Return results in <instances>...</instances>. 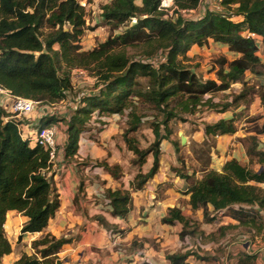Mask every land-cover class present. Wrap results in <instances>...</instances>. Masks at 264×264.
I'll use <instances>...</instances> for the list:
<instances>
[{"label":"trees","instance_id":"trees-1","mask_svg":"<svg viewBox=\"0 0 264 264\" xmlns=\"http://www.w3.org/2000/svg\"><path fill=\"white\" fill-rule=\"evenodd\" d=\"M202 1L175 0L174 14L164 16L165 11L159 9L160 0H140V4L135 0H110L103 5L101 14L109 28L120 29L119 32L94 48L83 50L80 42L87 29L85 9L77 0H0V86L14 96L47 107L68 97L72 90L68 73L73 69L87 70L95 77V89L79 93L75 107L66 115L64 157L71 159L77 154L80 136L92 119L96 117L103 122V117L124 112L129 121L123 138L138 157V164H144L147 156L152 155L150 168L136 173L130 182L131 190L103 191L112 216H126L132 207L131 192L142 189L157 173L160 143L169 139L170 134L167 130L161 134L160 126L165 130L178 112L193 114L198 107L216 108L213 96L230 90L234 83H241L242 88L233 92L232 101L222 105L224 112L254 92L244 80L246 72L264 76V63L258 54L259 42L264 48V0H214L199 17L185 18L178 14L181 9L198 8ZM210 41L225 45L235 57L231 60L221 57L215 78L202 79L185 61L189 60L187 53L192 46L203 47ZM128 47H139V57L129 55ZM155 57L161 60L154 61ZM141 79L146 80V86L141 85ZM258 89L264 106V86ZM138 103L162 114L159 121L152 123L154 140L143 149L127 138L142 120V114L137 112ZM8 116L0 106V261L13 249L4 229L9 211L27 217L19 241L25 233L43 232L59 208L49 152L23 136L18 128L20 122L5 119ZM43 118L50 120L35 129L55 126L60 117L47 111ZM235 132L234 117L220 118L204 126L205 136ZM259 132H264V127ZM243 142L246 156L257 165L256 169L231 158L220 171L204 165L200 178L195 170L189 173L183 162L171 170L186 182L188 204L192 210H203L204 222L219 214L236 220L238 227L260 233L264 231V187L261 186L264 150L258 148L256 135H248ZM171 143L177 152L178 143ZM97 165L112 176L119 172L118 165L105 161ZM98 220L108 226L104 218ZM161 223H179L181 240L187 237L216 240L213 232L206 235L200 229V222L183 214L177 206L168 208ZM230 227L233 226H221L218 230ZM66 241L43 233L32 241L34 254L22 253L14 264H53L51 255ZM190 255L199 260L208 259L193 250L177 251L166 258L171 264H187ZM255 261V254L240 253L237 264H255Z\"/></svg>","mask_w":264,"mask_h":264},{"label":"crops","instance_id":"crops-1","mask_svg":"<svg viewBox=\"0 0 264 264\" xmlns=\"http://www.w3.org/2000/svg\"><path fill=\"white\" fill-rule=\"evenodd\" d=\"M232 54L234 58L235 54ZM258 54L264 63V48L260 42ZM244 80L247 85L253 84L257 88L264 86V76L257 77L246 72ZM241 87V83H234L230 90L237 93ZM253 100L255 105L261 103L259 96H255ZM44 116L45 114H40L36 109L22 117L19 122L23 136L31 134L36 126L50 120L43 118ZM115 116L116 114L109 115L105 120L114 119ZM230 117L232 116L224 115L221 118ZM116 132V126L110 124L109 128L93 135L102 146L86 138L83 133L80 136L77 154L71 159L64 157L65 135L63 139L57 136L56 157L52 161L50 172L53 173L59 208L43 232L25 233L20 241L17 238L27 217L16 211H9L4 229L8 239L13 243V250L1 259L0 264H14L22 253L29 255L32 241L39 239L43 233H49L56 239L67 240L58 252L51 255L53 264H171L166 256L185 250H193L199 255L208 256L207 260H199L190 255L186 259L187 264H237L240 253L255 254V264H264V243H260L259 240L255 241L258 244L247 240L184 241V238L181 241L179 223L173 225L161 223V218L168 208L177 206L184 210L183 214L200 222V229L206 235L216 231L220 226L238 227V222L229 216L215 215L212 221L204 222L203 210L191 209L188 204L189 194L185 193L186 182L170 168L175 158L174 147L170 143L165 146L164 140L160 143L157 173L142 189L131 192L132 207L126 216H112L102 193L105 189L119 187H115L118 184L110 173L101 171L100 165L97 164L105 157L103 147L109 144ZM234 134L221 137L226 142L234 138ZM240 142H237L240 145L239 156L238 153L231 155L214 169L220 171L225 161L231 158L237 159L240 163L248 160ZM108 159L106 158L105 162ZM147 160L149 169L152 159ZM129 185L128 182V185L122 188L131 190ZM180 200L185 202V207L183 205L180 207ZM208 210L211 211V208ZM98 217L104 218L109 227L104 226ZM134 239L137 241H133Z\"/></svg>","mask_w":264,"mask_h":264},{"label":"rangeland","instance_id":"rangeland-1","mask_svg":"<svg viewBox=\"0 0 264 264\" xmlns=\"http://www.w3.org/2000/svg\"><path fill=\"white\" fill-rule=\"evenodd\" d=\"M81 6L85 9V21L86 27L82 38L81 48L83 50H89L103 42L110 35H115L119 30H111L109 26L104 22L102 17L103 5L109 3L110 0H77ZM211 0H208L209 2ZM214 1V0H213ZM137 4H140V0H135ZM200 5L196 9H190L188 11L179 10L178 14L185 18H196L200 15ZM172 15L174 11L171 10ZM132 23L134 20L131 21ZM57 48V45H54ZM128 54L134 57H139V47H128ZM188 61L186 65H189L202 79L215 78V69L218 66V60L223 57L227 60L233 58L232 52L227 47L220 43L210 41L209 44L203 47L192 46L187 53ZM154 58V61L160 59V57ZM161 60V59H160ZM155 63V62H154ZM72 81V90L68 94V97L55 105L47 106L48 113L58 116L54 125L57 130V136L63 139L65 135V122L67 120V113L71 112L69 109L75 107V100L77 95L82 92H91L95 89V77L90 74L87 70L73 69L68 73ZM140 83L142 86H146V80L141 79ZM238 87H240L238 85ZM247 87H253L254 92L244 99L240 100L238 104H233L226 111L221 112V107L224 103L232 101L233 91L219 92L213 96V101L218 106L216 108L198 107L193 114L186 112H178V116L168 121L167 128L164 130V126H160V133L164 134L165 131H170L169 139H164L163 143L172 144L171 141L178 143V151L174 152V163L171 164L170 168L178 167L181 162L185 164V167L189 170L196 171V177L199 178L206 165L208 168L219 167L225 159L231 155L240 152V145L237 142L243 141L248 135H256L258 141V148L264 150V132H259L264 127V106L261 103L254 104V97L259 96V87H255L253 84H248ZM242 88V87H241ZM241 90V89H240ZM239 90V91H240ZM206 98V97H205ZM137 112L142 114V120L134 132H129L127 138L132 140L140 149L149 146L154 140V134L152 132V123L159 121L162 114L157 109L150 108L148 106L137 104ZM232 116L235 118L236 132L233 135L234 138L228 141H224L221 136H205L204 126L208 123H214L223 116ZM63 117V118H61ZM116 118H111L101 122L99 118H94L86 126L87 131L84 132L85 137L91 139L95 144L100 142L95 138L96 133L102 129L109 128L110 124L116 126L117 132L111 138L109 144L103 147L104 159L99 162H104L106 158H109L106 163L109 165H118L119 172L117 176H112L115 183L118 184L115 187L122 188L124 185H128V182L133 180L136 173L144 172L148 169V160L151 155H148L144 164H138V157L128 148L127 142L123 138V134L128 128L129 116L126 112L123 115L116 114ZM85 129V128H84ZM92 130V131H91ZM90 135V137H89ZM248 142V140H247ZM245 152V150H244ZM250 166L252 169H256L255 163H250L249 160L241 162ZM101 171H106L100 166ZM109 173V172H108ZM264 187V184L261 185ZM130 187V185H129ZM124 189V188H122ZM131 189V187H130ZM180 207L186 206L185 202L179 201ZM184 213V210H182ZM211 215V213L209 212ZM218 217L221 215L216 214ZM221 227V226H220ZM224 227V226H223ZM213 233L215 234V241H250L251 243L259 240L260 243H264V231L257 233L254 230H249L247 227H230L224 229V231L218 230ZM6 233V231H5ZM7 235V234H6ZM20 241V240H19ZM133 241H137L134 239ZM182 241V240H181ZM184 241H195L189 237L185 238ZM199 241H210L207 239ZM256 243V242H255ZM258 244V243H256ZM13 246V243H11ZM13 248V247H12ZM13 250V249H12ZM30 254H34V249L30 250ZM29 254V255H30Z\"/></svg>","mask_w":264,"mask_h":264},{"label":"built area","instance_id":"built-area-1","mask_svg":"<svg viewBox=\"0 0 264 264\" xmlns=\"http://www.w3.org/2000/svg\"><path fill=\"white\" fill-rule=\"evenodd\" d=\"M174 1L175 0H160L159 9L165 11L164 16H172L171 10L173 11L176 8ZM207 1L208 0L202 1L203 6H201L200 14L201 11H204V9L213 3V0L209 2ZM181 10L188 11L190 9ZM0 106H2L9 113V116L5 117V119L13 118L18 121L22 117L33 113L36 109H38L40 114H45L47 112V107L45 105H41L38 101H34L32 99L14 96L9 90L2 86H0ZM105 119L106 117L102 118V120L106 121ZM18 128L20 133L23 135L20 124L18 125ZM25 137L30 138L32 142L38 143L45 148L49 152V157L52 161L56 157L57 130L55 126L34 129L31 134H28Z\"/></svg>","mask_w":264,"mask_h":264}]
</instances>
